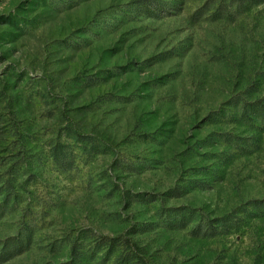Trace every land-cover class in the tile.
<instances>
[{"label": "rangeland", "instance_id": "374dc122", "mask_svg": "<svg viewBox=\"0 0 264 264\" xmlns=\"http://www.w3.org/2000/svg\"><path fill=\"white\" fill-rule=\"evenodd\" d=\"M0 264H264V0H0Z\"/></svg>", "mask_w": 264, "mask_h": 264}, {"label": "trees", "instance_id": "16d2710c", "mask_svg": "<svg viewBox=\"0 0 264 264\" xmlns=\"http://www.w3.org/2000/svg\"><path fill=\"white\" fill-rule=\"evenodd\" d=\"M249 106H250V105H249ZM250 107H251V106H250ZM252 107H253V110H254V111H256V112H257V111L262 112V108H263V107H261V109H259V108H257V105H256V104H255L254 106L252 105Z\"/></svg>", "mask_w": 264, "mask_h": 264}]
</instances>
